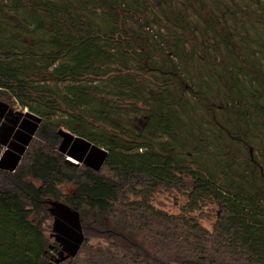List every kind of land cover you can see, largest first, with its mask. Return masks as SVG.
Masks as SVG:
<instances>
[{
    "label": "trees",
    "instance_id": "obj_1",
    "mask_svg": "<svg viewBox=\"0 0 264 264\" xmlns=\"http://www.w3.org/2000/svg\"><path fill=\"white\" fill-rule=\"evenodd\" d=\"M0 103V264H264V0H0Z\"/></svg>",
    "mask_w": 264,
    "mask_h": 264
},
{
    "label": "rangeland",
    "instance_id": "obj_2",
    "mask_svg": "<svg viewBox=\"0 0 264 264\" xmlns=\"http://www.w3.org/2000/svg\"><path fill=\"white\" fill-rule=\"evenodd\" d=\"M9 110H12V112H13V115L9 116V118H12V119L14 117L18 116V114L16 112L19 111V112L24 113V115L22 117V119L24 118V120L19 125L18 130L16 131L15 136H13L11 143H9V145H7V146H4L3 152L1 154L0 165L2 167L5 166L7 168H13L18 163V161L21 157V152L24 151L26 144H27L32 132H33L34 121H33V118L26 116L25 113L27 112V110L23 109L19 105H12L11 104ZM5 125H12V123L6 119V116H5V118L3 117L2 119H0V139L2 138V135L4 133L3 128L5 127ZM73 147L76 148L75 149L76 151H81V149L77 148L76 145H74ZM72 160L76 161L74 159H72ZM74 189H75V187L71 184H64L62 186V190L65 193H71L74 191ZM157 202H162L163 207L166 210L174 213V212H179V206L185 202V198L180 197L176 202V200L170 195L160 196L158 198ZM206 210L209 211L210 217L209 218H207V217L201 218V221L208 228H212V225H213L215 218H216L215 217L216 207H215V205L211 204L206 208ZM196 214H198V213H196ZM45 228H46L47 235L52 240H54L56 233L54 234V232L52 230L53 229V218L47 219V221L45 223ZM63 238H64V236H63Z\"/></svg>",
    "mask_w": 264,
    "mask_h": 264
},
{
    "label": "water",
    "instance_id": "obj_3",
    "mask_svg": "<svg viewBox=\"0 0 264 264\" xmlns=\"http://www.w3.org/2000/svg\"><path fill=\"white\" fill-rule=\"evenodd\" d=\"M9 109L10 107L8 105H3L2 103H0V119H2L3 117L5 118L6 116V119L12 123V125H5V127L3 128L4 133L2 135V138L0 139V142L3 146H7L9 144L24 115L23 112L18 111L16 112L18 114L17 117L9 119V116L13 115L12 110ZM68 159L70 161H73L71 158ZM54 205L56 206L55 209L52 210L56 215L54 229L66 238L64 242L70 246L71 250H76L79 242L82 239L80 234L81 227L79 224L78 215L63 204L55 203Z\"/></svg>",
    "mask_w": 264,
    "mask_h": 264
},
{
    "label": "crops",
    "instance_id": "obj_4",
    "mask_svg": "<svg viewBox=\"0 0 264 264\" xmlns=\"http://www.w3.org/2000/svg\"><path fill=\"white\" fill-rule=\"evenodd\" d=\"M23 119H24V118H23ZM23 119H22V120H23ZM22 120H21V122H22ZM20 124H21V123H20ZM17 130H18V128H17ZM17 130H16V131H17ZM15 133H16V132H15ZM15 133H14V135H15ZM14 135H13V136H14ZM13 136H12V138H13ZM12 138H11V140H12ZM11 140H10V142H11ZM10 142H9V143H10ZM8 145H9V144H8Z\"/></svg>",
    "mask_w": 264,
    "mask_h": 264
},
{
    "label": "flooded vegetation",
    "instance_id": "obj_5",
    "mask_svg": "<svg viewBox=\"0 0 264 264\" xmlns=\"http://www.w3.org/2000/svg\"><path fill=\"white\" fill-rule=\"evenodd\" d=\"M9 119H11V118H9Z\"/></svg>",
    "mask_w": 264,
    "mask_h": 264
}]
</instances>
